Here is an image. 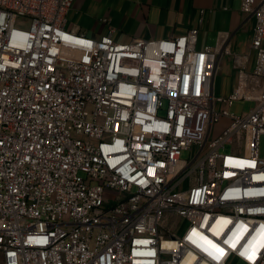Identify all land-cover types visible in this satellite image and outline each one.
Segmentation results:
<instances>
[{
	"label": "built area",
	"instance_id": "built-area-1",
	"mask_svg": "<svg viewBox=\"0 0 264 264\" xmlns=\"http://www.w3.org/2000/svg\"><path fill=\"white\" fill-rule=\"evenodd\" d=\"M74 1L0 0V264H264V0H241L256 62L227 96L198 28L92 38Z\"/></svg>",
	"mask_w": 264,
	"mask_h": 264
},
{
	"label": "crops",
	"instance_id": "crops-1",
	"mask_svg": "<svg viewBox=\"0 0 264 264\" xmlns=\"http://www.w3.org/2000/svg\"><path fill=\"white\" fill-rule=\"evenodd\" d=\"M252 19L255 17L242 12L241 0H75L65 25L92 38H100L113 27L112 36L120 42L134 37L150 40L179 36L196 27L198 48L229 49L219 65L228 61L234 64L238 81L232 91L242 71L252 72L255 67Z\"/></svg>",
	"mask_w": 264,
	"mask_h": 264
},
{
	"label": "rangeland",
	"instance_id": "rangeland-1",
	"mask_svg": "<svg viewBox=\"0 0 264 264\" xmlns=\"http://www.w3.org/2000/svg\"><path fill=\"white\" fill-rule=\"evenodd\" d=\"M255 22V19H252L251 24ZM18 26L26 27L27 23H18ZM244 35V34H243ZM234 64L232 66L231 62L220 63L214 84V94L215 96H227L230 91L231 87L235 85L238 81V76L235 74ZM255 105L254 100L248 99H239L233 101L227 109L233 114H242L245 112L250 111ZM224 104L217 102V108H223ZM229 120L227 118H222L218 123H216L213 127L212 136H217L228 124ZM232 143H228L222 149V152H231L232 150ZM200 146L193 144L189 149H186L182 152L181 158L185 161H191L194 159L196 154L198 153ZM259 154L262 158H264V134L260 138V145H259ZM193 177V176H192ZM190 180L187 178L186 182L181 186V189H186L191 185ZM193 181V180H191ZM164 227H171L174 228V232L177 235H181L187 226L186 219H179L172 214H167L164 217ZM165 258H168L165 256ZM228 264H243L237 259L233 258L229 261Z\"/></svg>",
	"mask_w": 264,
	"mask_h": 264
},
{
	"label": "bare ground",
	"instance_id": "bare-ground-1",
	"mask_svg": "<svg viewBox=\"0 0 264 264\" xmlns=\"http://www.w3.org/2000/svg\"><path fill=\"white\" fill-rule=\"evenodd\" d=\"M217 102H219V101H217Z\"/></svg>",
	"mask_w": 264,
	"mask_h": 264
}]
</instances>
